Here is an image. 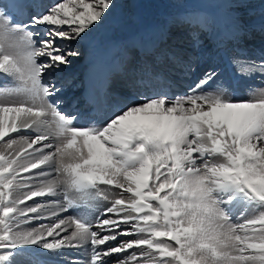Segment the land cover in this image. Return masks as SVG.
Segmentation results:
<instances>
[{"label":"snow or ice","instance_id":"snow-or-ice-1","mask_svg":"<svg viewBox=\"0 0 264 264\" xmlns=\"http://www.w3.org/2000/svg\"><path fill=\"white\" fill-rule=\"evenodd\" d=\"M114 7L0 0V264L32 253L49 258L33 264H77L53 258L85 246L87 264H264V87L237 101L210 67L173 95L174 77L196 69L158 46L125 63L136 96L106 119L62 107L55 73ZM233 26L240 40L255 31L239 14ZM230 62L239 79L264 77V54L238 47ZM45 209L47 223L26 227Z\"/></svg>","mask_w":264,"mask_h":264},{"label":"bare ground","instance_id":"bare-ground-1","mask_svg":"<svg viewBox=\"0 0 264 264\" xmlns=\"http://www.w3.org/2000/svg\"><path fill=\"white\" fill-rule=\"evenodd\" d=\"M52 1L53 0H34V3L36 5H40V10H39V12H40L44 8L48 7L52 3ZM197 1H193V0H192V2H191V0L188 1L186 3L187 5H184V7H186L184 9H187V8L200 9L202 16L205 14H208L211 16V18L213 20V26L211 29H209L206 32H203V31L199 32V33L203 34L202 37H204V39H206L209 42V44H206L203 52L205 54H209L210 57L212 58V60H214V62L217 65V70L222 74L223 82H225L227 85H229L231 89L234 86H236L238 88V90H240L242 80L238 79L237 82L234 84V86H232L229 83V78L225 72V68H224L223 64L219 61L218 57L215 56V54H214V52H215L214 46L219 44V43H224V45H226V43H227L229 45V42H227V40H224L222 37H220V34L226 33L227 35H230V32L234 31L233 16L235 14H239L240 19L244 22V24L246 26H255V30L261 32L260 25H261V22L264 21V0H251V4L253 5L254 9H253V7H251L252 5L250 7L245 6V4H247V0H243V3L241 4V9H238L237 6L234 7V5H236L235 0H227V1L213 0L215 2V4H214V2H212V0L209 2H206V3H201V1H206V0H199V2H197ZM120 2H121V0H114L115 7L111 9V12L108 15V18L106 20H104L103 23H100L98 27H94L90 31L88 38L83 40L85 45H83L82 49H80V53H81L80 57L77 58L78 59L77 61L71 63L70 66L75 65V66H78V68H80L81 66H83L85 64V60L87 57H92V58L98 57L97 53L101 50L110 51L112 54V58L114 60L120 62L121 61V52L120 51H128L129 48L133 49V44L139 43V41H135L133 39V37H136L139 39V37H138L139 36L138 35L139 29H142V32H145L146 28L143 26V22L148 21L147 18L151 16L152 12H150V9H149V12H145L144 11L145 6L143 4H135L134 5V13L131 17L126 18V16L124 15V16H119L118 18H114L112 15L114 14V10H116V5ZM133 2H136V0H133ZM190 4H192V5H190ZM219 6H221V7L219 8ZM179 7H180V5H176L173 8L176 10ZM229 7H230V9H229ZM253 10H256L257 14L255 15V17L250 18L248 20L247 17L252 16L253 13L251 14V12H253ZM241 16L246 17V19H242ZM183 17H186V15ZM193 18L194 17L192 16V19ZM187 19H191L190 16H188ZM175 24L176 23L172 24L171 20H169L167 22L168 28H171L172 25H175ZM188 24H191L192 27L191 28L187 27V28L192 29V30H194L196 28L193 25V22H190V23L188 22ZM130 32H132V36L130 35ZM142 34L143 33H140V36H142ZM234 35L235 36H233V37L236 38V40H238L237 35L235 33H234ZM262 38H264V37H262ZM258 41H260V40H258ZM188 44H190V43H188ZM262 45H264V43H262ZM254 47L258 48L260 46L254 45ZM237 48H238V45L236 46V49ZM240 48H242L245 52L246 46H241ZM260 48H261L260 52L258 50H255V51L249 50V51H246V53H251L253 59H258L261 57L262 54H264V47L261 46ZM135 52H136V50L133 49V54ZM231 56H232V54H228L226 57L228 59L230 71L235 73L236 68L230 62ZM66 68H68V67H66ZM55 74H57L58 76L61 74L65 77H67L68 80L72 79L71 82H72L73 86L70 87V85H69L68 87H70V88L67 91L68 96H69L68 100L78 103V100L74 97V95L76 93L75 87H77L76 86L77 83H80L79 82V75L77 74V72L76 71H71V72L70 71H64L62 68L61 70H59ZM248 80L249 81L247 83L250 84V87H255V88L264 87V77H261L259 74H254ZM245 87H246V85H245ZM249 89L250 88H246V90L244 91V94L247 97L249 94ZM185 92H187V91L184 90L183 93H185ZM104 99L109 100V98H107V97H105ZM68 110L74 111V110H71L69 108H68ZM109 114H110V112L106 114V117H103L100 120L106 119ZM12 135L16 136L15 133H13ZM5 139H7V137H5ZM0 144H2V142H0ZM70 151H73V150H70ZM38 199L42 200L43 198H38ZM28 203L31 204L32 202L28 201ZM49 214L50 213L48 212V210L45 209L44 215L46 218L44 220L33 221V222L29 223L28 225H26V227L34 228V227H38V225L40 223H47V216ZM33 247H35V246H33ZM65 253H66V255H65ZM63 254L65 255V258H66L64 261L75 260V261H77V264H80L78 262V258H81V256H83V255L85 256V260L83 261V264H87L88 258H89V255L87 253H85V247H82L79 249H77V248L69 249V250H66ZM77 256H78V258H77ZM18 259L20 261V264H33V261L36 259L46 260L49 258L48 257H38L36 253H32V254H22L20 257H18ZM53 259H59V257L53 258Z\"/></svg>","mask_w":264,"mask_h":264},{"label":"rangeland","instance_id":"rangeland-1","mask_svg":"<svg viewBox=\"0 0 264 264\" xmlns=\"http://www.w3.org/2000/svg\"><path fill=\"white\" fill-rule=\"evenodd\" d=\"M188 1H190V0H184V1L183 0H176V1L175 0H150L148 2H139V3H137V2H133V0H121V2H120L121 4L118 3L116 5V10H114V14L112 16L117 15V11H118L119 14H124L126 16V18L127 17H131L133 15V13H134V5L135 4H143L145 6L144 7L145 8L144 9L145 12H149V9H150V12H152L151 16L149 17L150 18V24L152 26H154V28H158L159 26H161V28H162V26H163V28H165L166 26H165L164 23H167L169 20H171L172 22H175L183 14L189 15L191 11H193L195 16H201V13L199 11H197L196 8L184 9V8H186V7H184V5H187L186 3ZM193 1H197V0H193ZM209 1H211V0L201 1V3H206V2H209ZM191 2H192V0H191ZM197 2H199V0ZM212 2H214V1L212 0ZM214 4H215V2H214ZM247 4H245V6L246 7H250L252 5L251 4V0H247ZM176 5H180V7L175 10L173 7L176 6ZM190 5H192V4H190ZM251 7H253V5ZM238 9H241V5L238 7ZM253 9H254V7H253ZM252 13H253V15L251 17L255 16L257 12L255 10H253V12H251V14ZM149 18H147L148 22H149ZM163 18H164V20H163ZM190 18L192 19V16H190ZM184 20H186V19L185 18L183 20L181 19V21H184ZM183 24H186V22H183L180 25H183ZM187 25H188V23H187ZM181 28H182V26L178 27L177 25H174L170 29V31H173V30L178 31L177 29H181ZM197 31L198 30H196V32ZM200 31L201 30H199V32ZM172 34H174L172 36V38L180 36V39L183 41L182 43H186L184 47L189 53L192 52L191 48H190L191 44H192L191 42H194L193 40H198L199 39V38H194V36H196V33L194 34V32L189 33V34L192 35V40H190V38H188V36L185 35L183 32H179L178 34H175V33H172ZM202 35L203 34L200 33L201 37H202ZM169 37L170 36H167V38H169ZM244 40H245V45H246V43L247 44L251 43L253 40L258 41V40H261V39L258 38V33L253 32V34H251L250 36H247ZM173 42H174V44L175 43H179V42H177V41H175L173 39H169L167 44L173 45ZM188 43H190V44H188ZM75 45L79 47V44H75ZM75 45H73V47H75ZM201 45H205L204 41L201 43ZM256 45H260V44H256ZM246 46H248V45H246ZM75 48L77 49V47H75ZM79 52H80V50H79ZM194 52L198 53L197 50H195ZM243 84H244L243 86L246 85V87H247L246 82H243ZM185 89L187 90V87H185ZM232 92H233V94H237L236 91H232ZM65 255H66V253H65ZM59 259L64 261L66 258H64V254H63L61 257H59Z\"/></svg>","mask_w":264,"mask_h":264}]
</instances>
